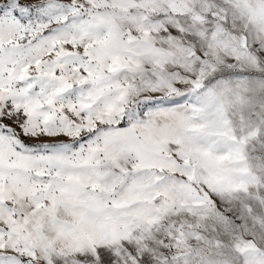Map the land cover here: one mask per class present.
I'll use <instances>...</instances> for the list:
<instances>
[{"label": "snow or ice", "instance_id": "obj_1", "mask_svg": "<svg viewBox=\"0 0 264 264\" xmlns=\"http://www.w3.org/2000/svg\"><path fill=\"white\" fill-rule=\"evenodd\" d=\"M0 264H264V0H0Z\"/></svg>", "mask_w": 264, "mask_h": 264}]
</instances>
